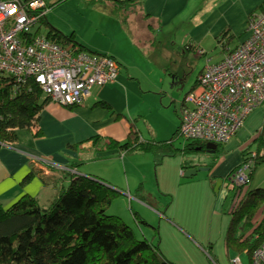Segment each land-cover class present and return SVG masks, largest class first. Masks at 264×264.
I'll return each mask as SVG.
<instances>
[{
    "label": "crops",
    "instance_id": "obj_1",
    "mask_svg": "<svg viewBox=\"0 0 264 264\" xmlns=\"http://www.w3.org/2000/svg\"><path fill=\"white\" fill-rule=\"evenodd\" d=\"M124 1L129 3L120 7L129 12L132 10L131 12H135L139 17L135 20H124L120 27L124 31L126 42L124 39L120 43L116 41L108 52L120 63L121 69L117 79L103 86H95L92 94L81 104L63 105L50 99L39 114L38 127L42 136H35L34 129L22 128L17 130L16 141L3 144L0 149V202L4 207H9L24 195L33 196L40 204L48 205L69 185L72 175H85L99 177L118 189V197L123 201L131 199V209L134 210L133 201L137 200L138 205L151 208L163 216L167 224L173 226L172 221L175 219L169 214L168 206H165L163 211L154 204L156 202V205H159V198L155 196L156 188L158 194L171 193L167 186H163V168L160 166L165 164L167 157L175 158L174 170L185 183L196 181L201 167H209V170L204 171H210L209 175L202 179L210 178L212 185L219 178L224 181L223 166L226 165V158L216 160L212 155L216 152H208L205 145L201 146L197 141L192 144V140L184 139L177 143L181 140L178 139L181 119L178 111L180 102L174 91L178 92L192 83L186 95L194 88L203 70L192 82L189 76L192 68L187 61L190 51L198 53V49H203L207 52L205 48L209 47L208 43L214 39L218 40L222 32L228 29L233 39L237 38L238 42L234 46H223V59L246 39L248 19L252 14L264 9V0ZM191 23L193 25L190 34L184 37L180 46H175L178 42L171 37L173 32L170 30V35H166L167 46L163 50L159 49L162 40L158 35L162 29L160 31L158 27L170 24L183 27ZM208 39L211 40L206 44ZM147 45L149 52L143 55L140 50ZM133 46L137 47L136 51ZM90 50L99 52L95 48ZM177 56L181 58L180 61ZM147 69L155 75L149 78L146 86L152 88L151 90L155 89L156 101L160 100L156 108L160 113L164 112L167 116L169 114L168 124H163L166 131L162 136L159 128L149 123L145 110L134 111L130 107V89L142 83L139 75ZM168 78L172 90L167 87ZM101 102L109 104L110 108L103 107ZM145 102L151 111L155 110L150 100ZM132 123L139 132L140 141L158 146L159 149L126 151L119 147H102L111 140L124 143L128 139ZM260 130L247 137L245 142L249 143ZM96 137L100 139L98 142L94 141ZM188 144L192 145L185 150ZM165 147L166 150L160 149ZM172 149L173 153L170 152ZM200 150L208 153L204 159L198 154ZM34 156L51 161L54 165L36 162ZM191 168L199 170L195 175L188 177L186 173ZM37 170L41 171V174L34 175L22 185L26 176ZM230 173L227 180L233 182L229 179ZM44 177L48 180L45 181ZM146 183H149V188ZM151 185L154 190L150 188ZM111 208L117 209L113 207V203ZM145 219L144 222L155 229V224Z\"/></svg>",
    "mask_w": 264,
    "mask_h": 264
},
{
    "label": "trees",
    "instance_id": "obj_2",
    "mask_svg": "<svg viewBox=\"0 0 264 264\" xmlns=\"http://www.w3.org/2000/svg\"><path fill=\"white\" fill-rule=\"evenodd\" d=\"M110 1L118 6L129 3ZM47 36L63 44L78 45L80 50H88L75 42L73 36L65 35L55 27L48 30ZM218 39L227 46L233 35L226 29ZM197 85L198 82L194 88ZM49 100L35 80L20 83L13 76H2L0 149L3 144L17 140L18 129H34L35 136H42L38 127L39 114ZM100 104L110 108L105 102ZM132 125L124 143L111 140L102 147H119L126 151L159 149L140 141L139 132L135 124ZM97 140L100 139L94 138ZM192 141V144L197 141L201 146L206 145L203 141ZM192 144H188L185 150ZM254 144L256 148L251 150ZM160 149L166 150V147ZM252 152L256 154L250 171L251 181L258 165L264 162V124L258 135L242 149L243 163L251 158ZM240 167H235L229 177ZM36 174L41 171H31L22 185ZM232 183V203L226 211L232 218L225 244L228 251L248 254V263L251 264L254 251L264 239V187ZM119 195L118 189L99 177L72 175L69 185L48 205L40 204L30 195L22 196L9 207L0 202V264H176L162 257L157 243L137 236L120 216L108 212Z\"/></svg>",
    "mask_w": 264,
    "mask_h": 264
},
{
    "label": "rangeland",
    "instance_id": "obj_3",
    "mask_svg": "<svg viewBox=\"0 0 264 264\" xmlns=\"http://www.w3.org/2000/svg\"><path fill=\"white\" fill-rule=\"evenodd\" d=\"M47 1L50 8L44 21L38 24L39 33L45 34L51 27H55L65 35L73 36L75 42L82 43L88 50L95 48L100 53L109 54L108 52L114 47L116 41L120 43L124 39L126 42L124 31L120 26L125 19L135 20L139 17L135 12H131L132 10L130 12L124 10L110 0ZM192 25L193 23L185 24L181 27L170 24L162 28L158 27L160 31L162 29L158 35L162 40L159 49L163 50L167 46L166 40L168 38L166 35H170V30L173 32L171 37L178 42L175 46H180L184 37L190 34ZM156 34H158V31ZM210 40L208 39L206 44ZM237 42L238 39L236 38L228 44L234 46ZM207 46H209L205 48L207 52L203 54L190 51L187 61L190 68H192L189 73L192 82L196 80L200 71L204 69L209 61L221 60L223 45L219 42V39H214ZM133 48L136 51L137 47L133 46ZM147 51L149 52L148 45L140 50L143 55ZM177 59L181 60L178 56ZM154 76L149 69L139 75L142 83L139 85L137 81L138 85L130 89V107L134 111L138 109L145 110L149 123L159 128L160 136H162L163 132L166 131L163 124H168L169 114L167 116L164 112L160 113L157 110L156 107L160 100L156 101L155 89L151 90L152 88L149 89L146 86L149 78ZM169 81L168 78L167 83L169 84H167V87L172 90V84ZM190 85L187 84L178 92L174 91L175 97L180 102L179 114L183 96L189 90ZM143 95H146V97L144 98ZM145 100H150L153 103L152 108H155V110L151 111ZM169 102L170 99L168 98ZM245 122L233 139L220 144L216 153L212 154L216 160L227 159L225 167L223 166V177L225 179L221 184L218 185L216 181L212 185L210 178L202 179L210 173V171L204 170L198 172L196 181L191 183L181 181L174 170L175 158L173 156L167 157L165 164L160 165L163 168V186H167L171 193L158 194L156 188L155 196L159 198V202H157L159 205H156L155 201L154 204L163 211H165V206H168L169 214L175 219V223L173 221L172 223L177 227L167 224L163 220V216L151 208L138 205L137 200L133 201V210L130 206L131 199L123 201L122 198L117 197L113 201V207H117V209L112 210L110 207L108 212L115 211L112 214L120 216L124 222L134 229L137 236L146 237L148 240L157 243L162 257L176 264H232V258L238 255L244 264H249L248 254L228 251L226 248L225 236L232 218L231 214L226 211L231 207V187L233 185L231 181L227 180V177L231 170L243 163L242 149L244 145L247 146L248 144L245 139L253 136L262 128L264 124V105L254 109ZM145 123L148 124L147 119H145ZM178 136V139L181 140L177 141V139V143L185 139L179 135V132ZM255 148L256 145L254 144L251 150ZM198 154L202 159L208 155L207 151L203 150L198 151ZM165 182L167 185H165ZM252 182V187H264V162L256 168ZM146 184V187L149 188V183ZM150 188L154 190V186L151 185ZM143 218H146L147 222L155 224V229L147 225Z\"/></svg>",
    "mask_w": 264,
    "mask_h": 264
},
{
    "label": "built area",
    "instance_id": "obj_4",
    "mask_svg": "<svg viewBox=\"0 0 264 264\" xmlns=\"http://www.w3.org/2000/svg\"><path fill=\"white\" fill-rule=\"evenodd\" d=\"M50 6L47 0H0V79L37 82L44 95L63 105L83 103L95 86L117 79L120 63L112 55L80 50L39 33ZM247 37L219 61H209L180 106L179 135L186 140L223 144L248 115L264 105V9L252 14ZM203 49H198L203 54ZM255 152L231 175L237 185L251 183ZM40 163L51 161L34 156ZM249 171V172H247ZM232 264H244L235 256ZM251 264H264V239Z\"/></svg>",
    "mask_w": 264,
    "mask_h": 264
},
{
    "label": "water",
    "instance_id": "obj_5",
    "mask_svg": "<svg viewBox=\"0 0 264 264\" xmlns=\"http://www.w3.org/2000/svg\"><path fill=\"white\" fill-rule=\"evenodd\" d=\"M172 87V86H171ZM181 88V87H180ZM179 88V89H180ZM182 89V88H181ZM217 148H218V144L217 143H214V142H208V143H206V145H205V149L208 151V152H216V150H217ZM199 169H201V170H209V167H201V168H199ZM199 169H197V168H191V169H189L188 171H187V173H186V176H188V177H190V176H192V175H195L197 172H198V170ZM230 180H232L231 179V177L229 178ZM222 178H219L218 179V183L217 184H220L221 182H222ZM218 186V185H217Z\"/></svg>",
    "mask_w": 264,
    "mask_h": 264
}]
</instances>
